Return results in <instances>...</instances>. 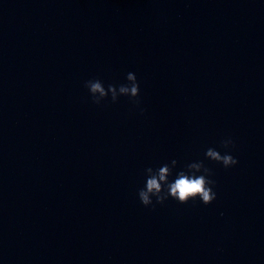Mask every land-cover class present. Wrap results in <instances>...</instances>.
I'll return each mask as SVG.
<instances>
[{
  "label": "clouds",
  "instance_id": "9594fccd",
  "mask_svg": "<svg viewBox=\"0 0 264 264\" xmlns=\"http://www.w3.org/2000/svg\"><path fill=\"white\" fill-rule=\"evenodd\" d=\"M88 90L91 102L97 106L109 99L115 104L120 97H128L129 101L143 114L146 109L140 107V82L134 72L126 74V83L108 84L99 78H92L84 82ZM224 152L209 147L205 151V159L222 165L224 168L236 166L239 161L231 151L235 148V142L227 137L220 142ZM178 161L172 159L158 168L147 167L144 170V187L138 190V199L144 207L155 208L157 204L163 205L169 198L180 204L199 199L205 206L212 204L217 199L214 190L216 182L210 177L212 170L207 167L203 160H197L184 165L179 171ZM170 177H174L170 179Z\"/></svg>",
  "mask_w": 264,
  "mask_h": 264
}]
</instances>
